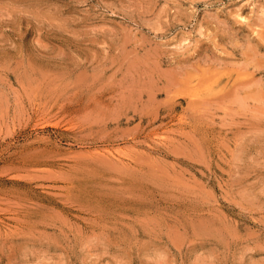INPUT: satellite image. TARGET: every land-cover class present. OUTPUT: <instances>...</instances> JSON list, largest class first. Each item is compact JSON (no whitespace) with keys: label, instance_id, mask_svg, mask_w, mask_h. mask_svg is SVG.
<instances>
[{"label":"rangeland","instance_id":"374dc122","mask_svg":"<svg viewBox=\"0 0 264 264\" xmlns=\"http://www.w3.org/2000/svg\"><path fill=\"white\" fill-rule=\"evenodd\" d=\"M0 264H264V0H0Z\"/></svg>","mask_w":264,"mask_h":264}]
</instances>
